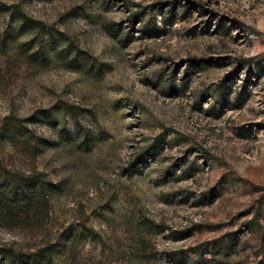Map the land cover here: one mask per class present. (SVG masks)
<instances>
[{
	"label": "rangeland",
	"instance_id": "rangeland-1",
	"mask_svg": "<svg viewBox=\"0 0 264 264\" xmlns=\"http://www.w3.org/2000/svg\"><path fill=\"white\" fill-rule=\"evenodd\" d=\"M0 3L1 247L264 264V0Z\"/></svg>",
	"mask_w": 264,
	"mask_h": 264
},
{
	"label": "trees",
	"instance_id": "trees-1",
	"mask_svg": "<svg viewBox=\"0 0 264 264\" xmlns=\"http://www.w3.org/2000/svg\"><path fill=\"white\" fill-rule=\"evenodd\" d=\"M0 3V8H1ZM21 17L30 23L35 24V20L28 19L25 13L21 10L18 11ZM23 180V186H29L30 184H40L38 175H32L25 177ZM19 207L30 209L34 207L36 209H43V203L39 200H35L33 197H25L20 200ZM26 212V211H25ZM55 245L53 243L45 245L42 249L30 256L23 255L22 253L14 251L12 248H5L0 246V257L5 260V264H55L54 263V250Z\"/></svg>",
	"mask_w": 264,
	"mask_h": 264
}]
</instances>
